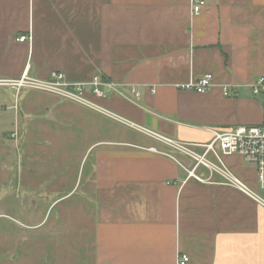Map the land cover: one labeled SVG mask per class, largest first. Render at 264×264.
Masks as SVG:
<instances>
[{
    "label": "crops",
    "instance_id": "1",
    "mask_svg": "<svg viewBox=\"0 0 264 264\" xmlns=\"http://www.w3.org/2000/svg\"><path fill=\"white\" fill-rule=\"evenodd\" d=\"M203 1L194 14L193 0H0L1 155L30 96L5 81L62 72L116 86L87 96L97 109L56 95L127 133L93 147L92 264H178L180 254L186 264H264V206L142 131L201 155L212 130L263 121L264 95L245 83L264 75V0ZM204 74L208 91L180 89ZM231 84L237 92L224 94ZM222 162L264 199L252 166L239 155Z\"/></svg>",
    "mask_w": 264,
    "mask_h": 264
},
{
    "label": "rangeland",
    "instance_id": "2",
    "mask_svg": "<svg viewBox=\"0 0 264 264\" xmlns=\"http://www.w3.org/2000/svg\"><path fill=\"white\" fill-rule=\"evenodd\" d=\"M22 92L0 154V264H92L93 147L127 133L55 93Z\"/></svg>",
    "mask_w": 264,
    "mask_h": 264
},
{
    "label": "built area",
    "instance_id": "3",
    "mask_svg": "<svg viewBox=\"0 0 264 264\" xmlns=\"http://www.w3.org/2000/svg\"><path fill=\"white\" fill-rule=\"evenodd\" d=\"M204 5L205 2L203 0H193L192 12L194 14L199 13ZM28 39L29 36L27 34L17 38L20 42ZM51 75L52 80H40L24 75L19 79L5 82L15 89L26 87L50 93L52 92L60 98L71 100L95 109H97L98 106L88 99V95L105 97L109 92L117 91L114 83L103 81L97 75L93 76L88 82H69L65 79V75L62 72H53ZM211 86V74H204L197 80L182 84L179 87L182 90L203 93L208 91ZM245 86H247L254 95H264V75H259L249 82H246ZM237 87L238 86L235 84L225 86L223 89L224 94H235L237 92ZM131 92H134V90H131ZM142 131L152 137L160 139L174 149L188 154L195 160L196 164H202L212 172L218 173L223 178L225 184L239 189L264 206V199L257 196L222 162V156L239 155L246 165L252 166L255 169L258 184L264 188V112L263 121L260 124L236 125L221 131L212 130V139L208 143L199 144L204 149L201 155L195 153L185 144L175 142L147 129H142ZM13 135L14 134H12V136ZM207 153H212L218 163L209 161L205 157ZM188 259L186 254H180L178 256V264H186Z\"/></svg>",
    "mask_w": 264,
    "mask_h": 264
}]
</instances>
